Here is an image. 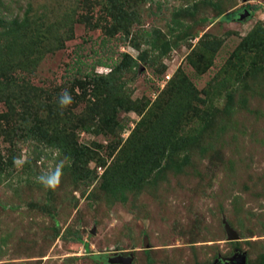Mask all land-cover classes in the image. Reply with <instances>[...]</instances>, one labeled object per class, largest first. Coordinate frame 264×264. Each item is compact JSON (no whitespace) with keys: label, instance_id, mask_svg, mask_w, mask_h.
I'll return each instance as SVG.
<instances>
[{"label":"rangeland","instance_id":"374dc122","mask_svg":"<svg viewBox=\"0 0 264 264\" xmlns=\"http://www.w3.org/2000/svg\"><path fill=\"white\" fill-rule=\"evenodd\" d=\"M117 2L0 0L15 114L64 93L82 98L77 115L129 102L107 112L110 136L74 131L93 156L79 179L21 124L9 144L1 130L18 118L1 98L0 264H264V0Z\"/></svg>","mask_w":264,"mask_h":264},{"label":"trees","instance_id":"16d2710c","mask_svg":"<svg viewBox=\"0 0 264 264\" xmlns=\"http://www.w3.org/2000/svg\"><path fill=\"white\" fill-rule=\"evenodd\" d=\"M108 1L109 0H107V2ZM111 1L115 3L118 1L117 6L119 7L120 0ZM257 8L258 7H255L252 10L250 8V10L253 13L255 10H257ZM245 10L250 14V11L247 8H243L242 11L244 12ZM243 12L238 13L237 15H232L231 17L227 16L225 19L227 21L238 20L239 16ZM90 21L87 20V23H89ZM7 46V50L9 52L11 48L10 43L7 44ZM46 47L47 46L44 44V42L40 41V48L34 52L35 58H30V54H28V57L25 58L26 62H29L30 60L35 61V59L42 56V53ZM2 50L6 51V49L0 47V56L2 55ZM23 56H25L24 53ZM14 71L15 70L13 68V64L9 61H6L2 65H0V78L3 79L2 82H4L3 88L0 90V100L2 98L3 103H5L6 105H10V113L17 116L18 118V120L15 119L14 121H9L7 123L8 126L2 128V135H4L5 138L10 139L8 137H11L16 131V127H20L19 124H21V131L26 134L24 136L25 141L36 140L46 146L54 148L61 156L64 157V159L70 162L69 170L75 175V177L79 179L85 177V175L82 174L84 170L86 171V169H84V166H86V164L89 162V158L93 156L90 152H88V150L82 148L77 144L74 131L77 129L90 131L92 127H94V129L99 128L102 134L110 136L116 130L118 123L117 120L115 121V119L113 121L112 116L110 114L108 115L107 112H111V114L115 113L116 105L126 106L129 104V102L121 96L118 97V101H114V99L112 102H101L100 100H96L87 112H83L82 115H77L76 113H74L73 108H77L79 104L82 103V98L79 99L78 97L73 95V98H70L69 100L70 104L68 103L67 106H65L66 104L61 103V98L63 95L56 94L54 98H49V96H46L45 99L34 101L33 105H30L28 101L27 104L30 107L34 106L32 110L30 111L28 108H25L26 106L23 107L21 105V111L15 114V110L12 107L11 102L20 99V90L17 89V91H12L9 93L3 92L4 88L12 86L13 82L15 83V86H17V88L21 87L20 85L22 84H19L17 80L13 78L12 72ZM94 79L97 80V78ZM181 82L182 80L178 81L176 84H179L180 87H184V84H180ZM75 86L80 90H83L85 89L86 84L78 80L75 82ZM181 101L182 93H180L178 97V102ZM68 105H70V107H68ZM37 110H39L41 114L37 115ZM41 116L44 117L40 118ZM29 122L30 125H28ZM45 124L46 128L43 133L41 132V128L39 126ZM72 127L74 130H72ZM147 129L153 130V126L149 125V128ZM143 130H146L145 127L139 128V130L137 131L142 133ZM146 135L150 136L147 131ZM8 142L9 144L14 143L12 140H8ZM149 147L151 146L145 143L142 145L140 150L154 152Z\"/></svg>","mask_w":264,"mask_h":264},{"label":"water","instance_id":"95a60500","mask_svg":"<svg viewBox=\"0 0 264 264\" xmlns=\"http://www.w3.org/2000/svg\"><path fill=\"white\" fill-rule=\"evenodd\" d=\"M243 13L244 14H241L239 16V19H242L243 17H245V18L248 17L249 14L246 10ZM225 230H226L230 240L236 239L234 232H232V230L228 226L225 227ZM132 261H133V259L131 256H126V257L116 256V257H112V259L108 260V263L109 264H132ZM225 263L226 264H245L246 263V257L242 254L238 255V257L236 255Z\"/></svg>","mask_w":264,"mask_h":264},{"label":"clouds","instance_id":"9594fccd","mask_svg":"<svg viewBox=\"0 0 264 264\" xmlns=\"http://www.w3.org/2000/svg\"><path fill=\"white\" fill-rule=\"evenodd\" d=\"M70 100V97L68 96L67 93H64L62 98H61V103L62 104H67ZM58 177H59V171H57V174H56V179H53V180H49L47 183L49 184V186L51 187H55L56 184L58 183ZM112 258V257H111ZM108 262V261H107Z\"/></svg>","mask_w":264,"mask_h":264},{"label":"flooded vegetation","instance_id":"af4514ba","mask_svg":"<svg viewBox=\"0 0 264 264\" xmlns=\"http://www.w3.org/2000/svg\"><path fill=\"white\" fill-rule=\"evenodd\" d=\"M118 254H113V256H111V257H116ZM110 259H112V258H107V261L108 260H110Z\"/></svg>","mask_w":264,"mask_h":264}]
</instances>
